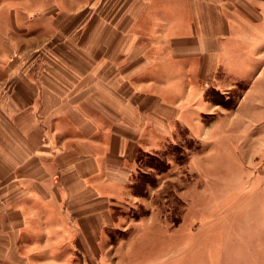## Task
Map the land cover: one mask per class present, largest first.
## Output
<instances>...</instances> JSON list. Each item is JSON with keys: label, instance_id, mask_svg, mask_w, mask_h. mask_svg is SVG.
I'll list each match as a JSON object with an SVG mask.
<instances>
[{"label": "crops", "instance_id": "1", "mask_svg": "<svg viewBox=\"0 0 264 264\" xmlns=\"http://www.w3.org/2000/svg\"><path fill=\"white\" fill-rule=\"evenodd\" d=\"M0 2L2 25L51 11L56 27L51 63L31 79L19 62L0 102V264L88 261L131 194L138 155L160 151L180 127L202 136L217 106L206 91L223 92L264 58L253 47L264 41V0ZM10 10L18 13L7 18ZM236 10L257 35L238 34ZM238 41L249 44L244 54ZM259 66L242 104L262 80Z\"/></svg>", "mask_w": 264, "mask_h": 264}, {"label": "rangeland", "instance_id": "2", "mask_svg": "<svg viewBox=\"0 0 264 264\" xmlns=\"http://www.w3.org/2000/svg\"><path fill=\"white\" fill-rule=\"evenodd\" d=\"M50 13L44 11L38 23L28 16L25 25L0 24V102L9 96L19 62L22 70L30 68L31 79L51 63L47 40L56 27ZM238 14L245 16L241 10L234 14L238 34L257 35L259 26ZM241 41L235 49L244 54L249 44ZM253 47L257 56L264 41L260 45L255 37ZM258 63H247L243 77L219 90L225 98H213L217 106L203 116L202 136L180 127L152 159L138 156L135 187L114 206L106 244L88 261L76 257L71 264H264V105L258 92L264 75L242 104Z\"/></svg>", "mask_w": 264, "mask_h": 264}, {"label": "trees", "instance_id": "3", "mask_svg": "<svg viewBox=\"0 0 264 264\" xmlns=\"http://www.w3.org/2000/svg\"><path fill=\"white\" fill-rule=\"evenodd\" d=\"M206 97L207 98H209L210 97V99H211V101L212 100H215V99H213V98H219V97H223V98H225L224 96H223V94H221L220 93V91L219 90H216V89H208L207 91H206ZM218 104H220L221 102L220 101H218L217 102ZM146 154H148V156H149V158H151V156L150 155H153L152 153H146ZM139 156V155H138ZM138 159H139V157H138ZM152 159V158H151ZM137 176V175H136ZM136 177L134 178V180L132 181V184H131V190H133V188L135 187V184H136Z\"/></svg>", "mask_w": 264, "mask_h": 264}]
</instances>
